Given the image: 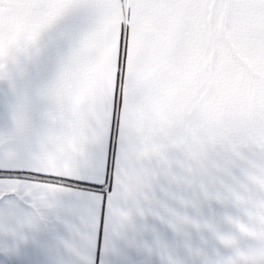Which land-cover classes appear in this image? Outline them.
<instances>
[{
	"label": "snow or ice",
	"instance_id": "snow-or-ice-1",
	"mask_svg": "<svg viewBox=\"0 0 264 264\" xmlns=\"http://www.w3.org/2000/svg\"><path fill=\"white\" fill-rule=\"evenodd\" d=\"M0 264H264V0H0Z\"/></svg>",
	"mask_w": 264,
	"mask_h": 264
}]
</instances>
